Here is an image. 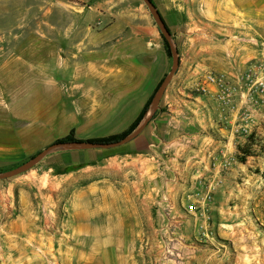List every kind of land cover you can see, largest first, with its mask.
<instances>
[{"label":"crops","instance_id":"crops-1","mask_svg":"<svg viewBox=\"0 0 264 264\" xmlns=\"http://www.w3.org/2000/svg\"><path fill=\"white\" fill-rule=\"evenodd\" d=\"M194 5L197 19L188 9ZM181 7L187 21L180 64L153 115L161 109L165 113L150 120L158 134L144 135L149 148L139 149L140 133L118 146H125L122 151H54L41 159L49 170L84 164L79 171H100L70 200L69 246L59 264H138L132 259L143 239H153L150 247L163 253V239H176L189 249L200 233L209 239L197 256L199 263L237 264V254L228 252L222 240L235 235L229 230L235 219L226 214L223 195L239 166L223 168L222 163L236 158L239 145L246 143L236 132L243 113L250 112V133L264 137V92L253 91L260 105L252 110L247 96L254 86L241 80L264 62V0H182ZM118 31L111 24L93 36L98 47L91 58L90 50L86 52L84 80L77 71L63 70L59 46L43 34L24 37L20 53L0 54V90H42L43 95L37 119L0 131V158H31L57 141L78 138L83 127L100 128L89 139L109 138L143 121L167 60L144 35L113 40ZM204 71L223 76L231 86L234 110L217 100L215 86L206 94L197 90ZM44 90H76L90 105L87 115L81 116L78 99L70 95L54 98L47 108ZM128 157H133L132 165L125 162ZM112 160L119 162L109 165ZM212 176L223 178V184L216 187L206 226L185 209L204 211V184Z\"/></svg>","mask_w":264,"mask_h":264},{"label":"rangeland","instance_id":"rangeland-1","mask_svg":"<svg viewBox=\"0 0 264 264\" xmlns=\"http://www.w3.org/2000/svg\"><path fill=\"white\" fill-rule=\"evenodd\" d=\"M151 3L169 30L180 64V44L185 30L183 23L187 21V15L182 12V0H151ZM188 9L197 19L196 5ZM111 24L120 28L113 40L141 34L154 42L155 50L162 52L167 60V69L162 78L164 79L172 68V57L167 52L161 30L143 0H0V44L4 47L0 54L20 53L24 37L29 34H43L59 46L63 70L77 71L79 80H84L86 52L90 50L88 57L91 58V51L98 47L94 45L97 39L92 42L93 36L95 38L98 31ZM151 28L154 35L149 31ZM41 92L42 90H0V131L17 129L37 119L41 114ZM44 92L47 108L53 105L54 98L70 95L72 99H78L77 106L81 116L85 117L89 111L90 105L84 101V96L76 94V90ZM163 113L165 112L161 109L150 120ZM151 121L141 132L143 138L139 149L149 148L150 141L145 136L158 134L157 128L150 125ZM161 122L162 126L166 123L164 119ZM99 130L100 128L83 127L82 132L77 134L78 138H72L78 142H88L94 140L89 137L97 135ZM237 133L245 140L251 135L248 126L246 133ZM256 141L257 145L251 149L254 157L246 158L244 163L234 157L222 163L223 168L233 167L235 164L239 166L235 175L228 182L225 180L231 186L223 195L226 214L235 219L229 228L234 230L235 235L233 239L222 240L228 252L231 250L237 254V264H264V137H257ZM239 146L244 147L245 142ZM124 148L125 146L115 147L106 151H122ZM88 150L90 149L58 151ZM29 159L30 157L19 160L0 158V174L18 168ZM115 160L109 165L115 166L119 162ZM132 161L133 157L125 160L131 165ZM150 162L157 167L162 166L160 161ZM84 167V164H80L49 170L40 161L21 174L0 180V264L60 263L59 258L69 246L70 240L66 222L71 210L70 200L89 178L100 175V171H79ZM219 184H223V178L219 179L217 176H212L204 184L207 193L203 212L200 213L201 208L192 206L185 209L192 217L199 216V220L206 226L211 223L209 208L213 204V195ZM208 239L207 235L200 233V236L190 240L189 249L181 246L176 239H163V253L150 247L153 239H143L132 261L138 264H201L197 256Z\"/></svg>","mask_w":264,"mask_h":264},{"label":"water","instance_id":"water-1","mask_svg":"<svg viewBox=\"0 0 264 264\" xmlns=\"http://www.w3.org/2000/svg\"><path fill=\"white\" fill-rule=\"evenodd\" d=\"M143 1L147 5V7H148L150 13L152 14L156 24L158 25V27L161 30L165 40L167 41L169 49H170L171 57H172V68L169 71V73L166 75V77L163 79V81L161 82L157 91L155 92V94H154V96L150 102L149 113L146 114L143 121L128 136H126L125 138H123L122 140H120L118 142L102 144V143L74 141V142H63V143L52 144V145L46 147L41 152H39L36 156L30 158L28 161H26L24 164H22L18 168L11 170V171L4 173V174H0V180L15 176V175H18V174H21V173L27 171L28 169L33 167L35 164L40 162L41 159L45 155H47L51 152L58 151V150L114 148V147H118V146H121L123 144H126L127 142H129L130 140H132L133 138H135L136 136H138L142 132L144 127L150 121L153 113L158 108V105L160 103V100H161L164 92H165V89H166L167 85L169 84V82L171 81L173 75L177 71L178 64H179V57H178L177 50L175 48V45L173 44V41H172V38H171L169 31L165 27V24L160 17L158 10L155 8V6L151 3L150 0H143Z\"/></svg>","mask_w":264,"mask_h":264},{"label":"built area","instance_id":"built-area-1","mask_svg":"<svg viewBox=\"0 0 264 264\" xmlns=\"http://www.w3.org/2000/svg\"><path fill=\"white\" fill-rule=\"evenodd\" d=\"M241 80L254 86L251 88L247 99L251 105V109L256 110L260 105L254 90L264 92V62L256 64V66L248 72L242 74ZM209 86H215L217 90L216 98L224 106H227L229 110H234L236 107L234 95L231 91L232 88L229 86L224 77L221 75L206 73L203 75V80L199 83L197 90L201 94L209 92ZM256 87V88H255ZM250 112L243 113L241 119L243 123L236 128V132L246 133L247 132V120L249 119ZM226 165V164H225Z\"/></svg>","mask_w":264,"mask_h":264},{"label":"trees","instance_id":"trees-1","mask_svg":"<svg viewBox=\"0 0 264 264\" xmlns=\"http://www.w3.org/2000/svg\"><path fill=\"white\" fill-rule=\"evenodd\" d=\"M151 1V0H150ZM162 19V18H161ZM163 21V20H162ZM164 22V21H163ZM165 24V23H164ZM165 27L167 28V26L165 25ZM168 30V28H167ZM169 31V30H168ZM164 44L166 46V49H167V52L168 54H171L170 53V49H169V46H168V43L167 41L165 40L164 38ZM163 81V79L159 82L158 86L156 87L153 95L151 96V99L149 100V103L147 105V107L149 106L155 92L157 91V89L159 88L161 82ZM140 120H137L136 123L129 128L128 131H125L124 133L120 134V135H117V136H113V137H109V138H101V139H94V140H90L88 142H91V143H102V144H108V143H114V142H118L120 140H122L123 138H125L128 134H130L134 129H136V127L138 126ZM76 140H74L72 137L71 138H67V139H62L60 141H57L55 143H63V142H74ZM257 145V141H256V138L254 137V135H250L247 139H246V143H245V146L244 147H239L238 148V155H237V160L241 163H244L246 161V158L247 157H250V156H255L254 152H252V148ZM37 155V154H36ZM34 155V156H36ZM32 156V157H34ZM31 157V158H32Z\"/></svg>","mask_w":264,"mask_h":264}]
</instances>
